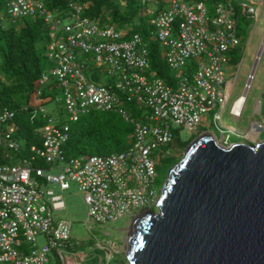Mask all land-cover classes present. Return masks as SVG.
Listing matches in <instances>:
<instances>
[{"label":"built area","instance_id":"2783aa9c","mask_svg":"<svg viewBox=\"0 0 264 264\" xmlns=\"http://www.w3.org/2000/svg\"><path fill=\"white\" fill-rule=\"evenodd\" d=\"M160 1L164 5L150 20L154 27L150 34L163 45L162 56L172 72V84L151 68L149 49L139 32L130 26L100 25L85 14L88 2L68 0L66 11H52L44 0H8L7 13L13 20L41 18L47 24L49 65L41 72L38 84L55 78L64 91L68 120L76 122L90 110L114 111L133 124V134L122 151L67 158L63 147L71 137V125L58 123L47 113L43 103L53 97L44 95L38 86L33 96L39 103L25 104L19 111L30 110L31 122L37 116L45 120L35 128L41 143L30 144L29 157L16 158L9 151H21L17 124L13 123L17 110L2 107L0 264H46L51 250L61 264H76V256L62 250L71 238V221L55 217L66 207L63 191L70 187V180L78 183L93 222L114 221L134 209H142V213L149 201L155 205L153 183L161 156L153 153L158 145L176 140L171 124L182 126L192 136L205 132L210 124L228 132L220 121L232 89L224 80V68L231 63L229 52L240 44L235 5L217 2L211 15L205 0ZM261 1L238 2L241 13L257 20ZM129 33L130 38L125 39ZM82 53L91 54L94 64L82 59ZM254 70L248 74L243 92L229 105L235 119L242 115ZM105 74L113 77L111 82H102ZM126 102L149 110L144 122L130 117L123 106ZM257 106L260 112L261 98ZM262 126L252 125L259 130ZM229 131L235 132L232 127ZM54 166L58 173H51ZM38 179L49 186L41 185ZM39 235L45 237L41 245L37 244ZM107 250L111 258V250Z\"/></svg>","mask_w":264,"mask_h":264},{"label":"water","instance_id":"95a60500","mask_svg":"<svg viewBox=\"0 0 264 264\" xmlns=\"http://www.w3.org/2000/svg\"><path fill=\"white\" fill-rule=\"evenodd\" d=\"M134 220L128 264H264V138L212 128L168 172Z\"/></svg>","mask_w":264,"mask_h":264},{"label":"rangeland","instance_id":"374dc122","mask_svg":"<svg viewBox=\"0 0 264 264\" xmlns=\"http://www.w3.org/2000/svg\"><path fill=\"white\" fill-rule=\"evenodd\" d=\"M130 1L138 8L137 12L139 18H136V22L141 24L142 21H145L147 23V34L145 36H143L144 34H141V36L149 49V41L152 39L150 32L154 29L150 20L157 15L164 3L160 0H151L146 2H142L140 0ZM194 1L198 0H193V2ZM219 1L224 3L231 2L239 10H237L236 15H239L237 36L240 39V44L229 52L232 58L231 63L227 65V68H224V80L226 83H231L232 89L226 108L221 112L220 124L225 131H229L230 127L234 128L235 132L231 133V135L237 140L253 145L264 138V0L261 1L257 20L241 13L238 2L243 0H205L207 10L211 15L214 13L215 5ZM7 2L8 0H0V15L2 16L0 23L3 26L7 25L8 21L12 19L7 13ZM186 2L191 3L192 1L186 0ZM102 25H114V23L107 20ZM124 38L129 39L130 33ZM153 41L157 42V44L151 48L158 54H162V43L155 39ZM257 55L259 56L258 60L256 59ZM81 56L82 59H87V63L89 65L94 64L91 54L82 53ZM45 60L44 68H47L49 62L46 55ZM253 67H255L254 78L251 82V88L246 95L242 115L240 118L235 119L228 111L229 105L237 95L243 92L244 83L247 81V76ZM183 69L186 74V68L183 67ZM168 70L169 74H172L171 70ZM112 79L113 77L111 75L105 74L102 82H111ZM39 88H41L46 95L53 97V99L43 103L47 113L54 117L58 123L68 122L70 125L74 124L68 120V112L64 106V91L58 86L55 78L51 77L46 84L40 85ZM34 90L35 87L33 92ZM259 98L262 100L260 112L257 111L259 110L257 106V100ZM23 104H27V101ZM123 106L129 111L130 117L134 118L136 121L144 122V115L149 113L147 108L140 106L135 102H126ZM216 110L218 109L216 108ZM92 111L94 110H90L87 115H84L81 118L89 117L90 112ZM107 112L111 115H114L115 113L114 111ZM22 113L23 112L17 110L13 123L20 124L18 121L22 116H24ZM27 116L29 115L27 114ZM210 117L211 115L209 114L208 118ZM44 122L45 120L40 116H37L33 121L36 126H40ZM254 123H261L263 126L259 130L252 127ZM171 127L176 140L171 143L158 145L153 153V156H161V159L156 166L159 173L157 172L158 175L153 183V188L157 191V195L155 196L156 200L159 196V190L166 179H164L163 174L167 163L165 159L168 156L174 155L177 159L176 162H178L189 144L203 133L198 132L188 143L185 144V146L181 147V144L190 139L194 134L184 129L182 126L171 124ZM212 128H215L213 124L206 127L207 130ZM16 134L21 143V151L18 153L10 150V154L16 158H22L25 156L29 157L30 141L27 140L26 136L24 138L21 135L19 136L18 131ZM173 165L170 167L169 171ZM161 166L165 167L163 168ZM160 168L163 169L160 170ZM51 173H58L57 166L52 167ZM38 180L41 182V185L49 186L41 179ZM69 184L70 187L63 191V199L66 207L55 214V217H62L71 221V238L68 244L65 247H62L63 252L69 255H75L77 258L76 264H128L126 259V249L128 246V235L135 220V218H133V214L141 213L142 209H134L130 213H126L114 221L106 223L93 222L88 218L87 207L83 201L82 193L78 188V183L70 180ZM52 187L56 192H59L57 185ZM147 209L156 211L154 201H149ZM43 242H45V237L43 235H39L37 237V244L41 245ZM98 244H100V246ZM107 249L111 250V258H109V251ZM46 264H61L54 251H50Z\"/></svg>","mask_w":264,"mask_h":264},{"label":"trees","instance_id":"16d2710c","mask_svg":"<svg viewBox=\"0 0 264 264\" xmlns=\"http://www.w3.org/2000/svg\"><path fill=\"white\" fill-rule=\"evenodd\" d=\"M44 1L46 4L48 3L49 9L67 10L68 0ZM76 1L88 2L85 14L100 25L110 20L117 28L130 26L133 31L144 34L143 36L147 34V23L145 21H142L141 24L136 22V18H139L138 8L130 0H124V3L118 0ZM237 10L236 8V13ZM48 40V27L41 18L11 19L5 26L0 23V109L6 106L19 110L25 101L29 102V97L31 98L39 86L38 78L45 69L46 53L44 54V52L46 50L44 49L47 48ZM153 40L149 41L151 68L156 72V75L172 84L173 77L169 74V68L162 54H158L151 48L157 44ZM44 95H46L45 92ZM29 111H21L24 116L19 119L18 123L20 124L16 123L17 131L19 136L21 135L23 138L26 136L31 144H40L39 133L35 131L37 126L27 116V114L30 115ZM73 123L71 124V137L63 147L67 158L80 154L106 155L119 152L126 149L132 140L133 125L115 113L111 115L105 111L94 110L90 112L89 117L80 118ZM193 137L184 141L181 147L185 146ZM165 160L167 163L163 173L164 179L177 159L171 155Z\"/></svg>","mask_w":264,"mask_h":264},{"label":"crops","instance_id":"0c3cea01","mask_svg":"<svg viewBox=\"0 0 264 264\" xmlns=\"http://www.w3.org/2000/svg\"><path fill=\"white\" fill-rule=\"evenodd\" d=\"M123 3L125 2L124 0H121ZM191 1H193V0H191ZM219 2H222V1H219ZM222 3H224V2H222ZM163 6V5H162ZM143 13V12H142ZM172 75V74H171ZM96 77V76H95ZM39 103V101H38V99H36L33 95H31V98H30V100H29V102L27 103V104H31V105H36V104H38Z\"/></svg>","mask_w":264,"mask_h":264},{"label":"clouds","instance_id":"9594fccd","mask_svg":"<svg viewBox=\"0 0 264 264\" xmlns=\"http://www.w3.org/2000/svg\"><path fill=\"white\" fill-rule=\"evenodd\" d=\"M50 10H52V11H55V10L62 11V10H60V9H58V8H53V9H50ZM46 25H47V24H46Z\"/></svg>","mask_w":264,"mask_h":264},{"label":"bare ground","instance_id":"6f19581e","mask_svg":"<svg viewBox=\"0 0 264 264\" xmlns=\"http://www.w3.org/2000/svg\"><path fill=\"white\" fill-rule=\"evenodd\" d=\"M47 4H48V3H47ZM47 4H46V5H47ZM14 108H15V107H14ZM135 111H136V110H135ZM71 129H72V128H71ZM19 132H20V131H19ZM249 144H250V143H249Z\"/></svg>","mask_w":264,"mask_h":264}]
</instances>
